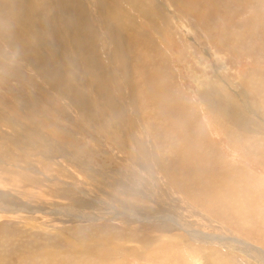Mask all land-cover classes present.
Listing matches in <instances>:
<instances>
[{"label":"rangeland","instance_id":"rangeland-1","mask_svg":"<svg viewBox=\"0 0 264 264\" xmlns=\"http://www.w3.org/2000/svg\"><path fill=\"white\" fill-rule=\"evenodd\" d=\"M146 1L153 4V0ZM183 1L187 3L181 7L180 3ZM168 2V0L160 1L170 11L166 14L168 20L161 21L162 23L158 21L161 36L152 30L151 26L145 21L140 20V23L143 30L149 33L152 43L158 46L159 54L164 56L163 59H158L157 63L163 64L161 75L163 74L170 95H173L179 103L184 104H186V98L187 101L189 100V106L194 111L192 113L187 110L190 115L186 117L187 113H184L183 118L179 120L172 119L168 110L170 109L169 106L166 109L165 105L156 102L157 97L151 94L152 91L148 81L142 78V70L147 69L152 72L157 63L156 61H148L147 51L145 55L144 50L139 46L134 47L138 54L137 57L135 55V58L138 61L140 60L141 63L139 64L137 60H133L132 64H128V67L131 65L136 72L135 77H133L137 85L136 88L134 87L135 93L129 87L125 88L127 71L125 73L122 71L123 62L120 64L118 58H111L113 54L109 50L110 48L105 46L106 50L103 52L102 59L101 56L99 58L96 56L97 49H92L94 53H91V58L94 60V65L96 64V67L100 69V75L95 79L88 72L89 69L85 68L82 72L87 74L88 78L90 76L88 79L89 84L81 86L77 82L74 83L75 90H77L75 95H84L88 98L90 105L93 106L94 115H91V118L85 117L84 119L80 114H77L78 110L72 111L69 109L64 103L67 102L66 100L63 102L55 95L44 91L46 86L43 85L40 77L27 69L19 70L21 69L19 66L21 63L8 54L11 50L0 41V51L5 54L4 59L0 60V117L1 119H7L8 122L10 120L14 121L16 126L19 125L14 126L15 128H9L10 126L7 127L5 124L0 123L2 128V130L0 129V149L12 150L11 159H2L1 165H7L12 171L15 170L16 166L24 168V173L18 170L20 174L17 178L18 182L11 184L6 183L11 179V176L2 173L0 169V182L6 183L0 185V195L2 196L0 197V199L2 198L0 210H4L3 208L7 205L10 207L6 209H19L23 204H29L33 208H40L41 206V208L45 207L51 210L53 209L51 206L55 203L67 204V202L59 200L57 198L58 194L54 193L58 191V187L62 188L64 194L69 188L72 189L78 196L99 210L106 206L112 207L113 203L117 204L118 202L113 199V195L110 197L111 200L106 198V191L110 190L107 189V180L100 177V174L87 176L82 172H78L74 164L65 162V165H67L65 167H67L70 174L78 178L77 180L71 179L68 172H60L57 166L46 167L48 163L43 161V158L41 159L40 154L31 150L28 151L26 147L28 144L37 145L41 142V144L46 145L49 142V146L62 148L65 151L69 150L70 153H74L77 148L85 149L84 151L95 158H92L94 161L93 164H90L95 170L97 167L99 168L98 165L102 166L104 164L106 171L115 169L117 171L132 172V169L128 167L126 169V166H123L118 159V157L120 159L128 158L127 153L119 151L116 147L123 146V148H128L129 151H133L137 149L135 144L138 142L154 146V143H156L153 137L154 132L160 129L163 133L171 136L170 142L173 141V149L182 148L185 145L184 140L186 137L187 142L192 146H194V143L199 144L204 141L205 146L215 148V153L212 150L214 154L211 157L219 161L220 170H233L234 167L240 169V173L245 176V182L249 186L246 195L242 194L248 204L245 215L256 216L258 221L255 223L254 228L258 232H255L251 228L253 226L247 223V225H244L241 222L237 223L230 217L215 216L210 211L203 212L199 205L196 206L217 222L211 223L212 227H217V224L222 226L207 228L208 233L216 235L217 229L226 231L229 229L237 238L243 239L251 247L264 252V0H176L175 8L180 11L170 8ZM124 8L129 11L128 6ZM129 12L134 14L132 11ZM134 16L138 21L137 18L139 17L136 14ZM19 31L20 28H17L16 32ZM222 42L224 43L222 44ZM68 47L70 48V46ZM152 52L153 54H150V56L154 57L153 55L156 53L153 50ZM144 63L151 66H146ZM157 67L159 66L157 65ZM69 69L77 74L82 73H78L72 65H69ZM80 76L82 75L80 74ZM210 86L224 90L232 100L236 101V110L242 114L246 112L245 115L250 118L247 119L252 125V130L244 132L241 127L232 123L223 125L212 113L205 111L201 96L202 91ZM99 96H103L105 102ZM108 100H111L117 108H111ZM174 115V118H176L177 114L174 113ZM187 119H191L196 124L194 135L191 128H187L190 141L184 131L183 134H180L181 132L179 133L177 129L181 122V125L188 126ZM10 125L12 124L10 123ZM225 125L227 127L230 125L228 128H232L234 138L229 136L225 130ZM23 127L24 129H22ZM31 129L38 131L43 138L39 140L31 134L27 135L26 131ZM154 129L156 130L153 132ZM8 135L20 139L23 143L13 148L9 145L10 142L6 140ZM240 135L241 137H239ZM78 156L80 160L81 157H86L81 154ZM25 170L28 171L25 172ZM236 182L238 181L236 180ZM139 189V186L131 188V190ZM5 195L7 197H4ZM235 195L236 192L233 195L234 198ZM252 197L257 201L258 208L253 209V211L249 206L250 200L253 204ZM3 203L7 205L4 206ZM0 213V238L5 237L6 239L22 234L27 235L24 240H28L36 237V232L42 231L41 224L50 226L51 229L55 225L54 223H58L59 227L65 225L66 227H75L76 231L81 229L80 232L73 230L71 236L74 238L70 236V232H64L65 236L61 235V237L66 243L68 240L77 243L92 237L97 241L100 240L96 243H107L111 246L114 244L115 247L117 246L116 248H119L128 244H124L123 237L129 236L131 229L121 220L97 223L79 222L69 226V223H62L65 222L63 219L50 222L53 216L48 213L31 215L36 222L27 225L23 220L11 214ZM26 214L20 215L26 216ZM101 216L112 218L110 215H107V217L106 215ZM193 218H196V216ZM258 218H262V220ZM139 226L131 225L132 228ZM204 226L206 227V225ZM141 227V232L139 230L135 231L137 236L142 233L145 238L149 234L158 236V233L154 232L155 229H158L157 226H145L148 230L144 229V226ZM32 228L34 229L32 230ZM50 229H47V231H50ZM175 233L182 232L176 231ZM160 242L164 245L167 243L165 239H160ZM184 243L186 245L184 244L182 249L179 246L178 251L173 253L171 258L174 260H171V258L169 260L170 263L172 262L171 264L178 262V264H257L254 260L256 256L249 252H240L239 250L231 252L213 244L202 247L203 245L196 246L188 242ZM116 253L118 254L117 250ZM177 253L179 254L176 255ZM98 259L109 264L106 258L101 260L98 257ZM125 259L129 260L127 264H160L157 258L147 260L142 257L140 260L124 256L122 258L123 263ZM175 260H178V262H175ZM10 261L9 264H16L19 260L16 257H12L11 260L10 256Z\"/></svg>","mask_w":264,"mask_h":264},{"label":"bare ground","instance_id":"bare-ground-1","mask_svg":"<svg viewBox=\"0 0 264 264\" xmlns=\"http://www.w3.org/2000/svg\"><path fill=\"white\" fill-rule=\"evenodd\" d=\"M157 1L153 0V4H151L146 0H0V41L11 50L8 54L21 63L19 64L21 67L19 70L27 69L31 71L41 78L43 85L46 86L44 91L55 95L63 102L66 100L67 102L64 103L69 109L72 111L78 110L77 114H80L82 118H91V115H94L93 106L88 102V98L80 94V92V95H75L77 90H75L74 83L77 82L81 86L89 84L88 79L90 76L88 78L87 74L82 72L85 68L89 69L88 72L95 79L100 75V69L96 67V64L94 65V60L91 58V53H94L92 51L93 48L97 49L96 56L98 58L101 56L102 59L103 52L106 50L105 46H107L112 51L113 55H111V58H118V63L120 64L123 62L122 71L124 73L127 71L124 85H126L125 88H131L133 93L136 91L134 87L136 88L137 86L135 78H133L136 72L131 65L128 67V64H132L133 60H137L135 55L137 57L138 54L134 47L139 46L142 48L145 55L147 51L148 61H156L157 63L158 59L164 58L163 55L159 54L158 46L152 43L149 33L143 30L140 23V20L145 21L151 26L152 30L159 33L160 24L158 21L168 20L166 14L170 11L168 7L160 3L161 0ZM168 1L170 8H174L176 11L179 10L175 8L176 0ZM185 3L187 2H181V7ZM42 4L44 6H41ZM122 5L124 7L128 6L129 11L139 17L137 18L139 22L134 14ZM17 28H20L19 32H16ZM152 50L156 53L153 55L154 57L150 56V54H153ZM4 57L5 54L0 51V60L4 59ZM137 63L140 64L141 61L137 60ZM144 64L146 66L150 65L148 63ZM69 65L74 66L78 73L82 72L80 73L82 76L72 72L69 69ZM162 65L157 63L152 72L147 69H145L146 71L142 70V78L148 81L152 91L151 94L157 97L156 102L165 105L166 109H168V106L170 107L168 110L172 119H182L184 113H187L186 117H188L190 113L187 110L194 113L189 106V100L187 101L185 98L186 104L179 103L173 95H170L168 86L164 82L163 74L161 75ZM99 97L105 102L103 96ZM201 98L205 111L212 113L223 125L232 123L241 127L244 132L252 130V125L248 122L250 118L246 117V112L243 114L238 112L236 110V101L232 100L224 90L210 86L202 91ZM109 105L114 109L115 105L111 100ZM174 113L177 114L176 118H174ZM187 122L188 126L181 125L182 122L178 128L175 126L179 133L181 132L180 134L185 132L190 141L188 129L191 128L194 135L196 133V124L191 119H187ZM0 123L5 124L7 127L10 126L9 128L16 126L14 121L10 120L8 122L7 119H1V117ZM224 127L229 136L234 138L232 128H228L230 125L228 127L225 125ZM0 129L2 130L1 126ZM158 130L153 135L156 140L154 146L138 142L137 144L134 143L137 149L133 151H129L128 148H123V146L116 147L119 151L127 153L128 158L120 159L118 157V159L123 166H126V169L127 167L132 169V172L117 171L115 169L106 171L104 164L102 166L98 165L99 168L97 167L95 170L90 165L91 163L93 164L94 160L92 158L94 157L84 151L85 149L77 148L74 153H70L68 152L69 150L65 151L62 148L58 149L49 146V142L46 145L41 144V142H39L40 145H38L39 143L37 145L28 144L26 149L40 154L41 159L43 158L42 160L48 163L46 167L57 166L60 172L63 171L70 174L67 167H65L67 166L65 165L66 162L74 164L78 172H82L87 176L100 174V177L107 180V189L110 190L106 191V198L111 200L110 197L113 195V199L118 203H113L112 207H102L99 210L78 196L72 189L69 188L64 194L62 188L58 187L57 190L61 192L54 190V193L58 194L57 198L59 200L65 201L67 204L62 202L55 203L51 206L53 208L51 210H49L50 208H41V206L40 208H33L29 204H23L21 208L18 207L19 209L9 210L6 208L10 206L3 203L7 207H4V210H0V212L7 215L11 214L23 220L27 225L34 223L35 218H32L31 215L36 213L41 215L48 213L53 216L50 222H55L56 219H63L65 222L62 223H69V226L79 222L97 223L121 220L122 223L127 224L131 228L130 235L123 237L124 244H128L116 248L117 246L115 247L114 244L113 247L107 243H96L97 240L92 237L77 243L71 240L66 243L61 235L65 236L64 232H70V236L73 235L75 227H66L65 225L59 227L58 223H54L55 225L50 229V226L41 224L42 231L36 232V237L28 240H24L27 235L24 236L22 234L8 237L9 240L1 237L0 264H9L11 262L10 256L11 260L12 257H16L19 260L16 264H107L104 261H100L98 257L101 260L106 258L109 264H127L129 260L125 259L124 263L122 261L124 256L140 260L142 257L147 260L157 258V261L163 264L170 263L169 260L173 257V253L178 251L179 246L182 249L184 242L191 243V245L195 244L196 246L203 245L202 247L213 244L231 252L236 250L249 252L256 256L254 260H256L257 264H264V252L258 248L251 247L243 239L237 238L231 230L217 229L216 235L207 232V228L222 226L217 224V227H212L211 223L215 222V220L207 213H203L204 211H210L215 216L230 217L237 223L249 224L253 226L251 228L255 232H258L254 228L256 226L255 223L258 221L256 216L245 215L248 204L244 200V195H246L245 193L249 186L245 182V176L240 173V169L234 167L233 170H220L219 161L211 157L215 153V148H210L208 145L205 146L204 141L199 144L194 143V146H192L187 142L186 137L184 140L185 145L180 143L184 145L182 148L173 149V141L172 143L170 142L171 136L163 133L160 129ZM26 133L39 140L43 138L36 130H27ZM6 140L10 142L9 145L13 146V148L23 143L20 139H15V137L9 135ZM11 153L12 150L5 151L0 149V169L2 173L11 176V179L6 181L7 184L18 182L17 178L20 176L18 170L24 173L23 167L16 166L15 170L12 171L7 165H1L2 159H11ZM80 154L86 157H81L80 160L78 156ZM27 171L25 170V172ZM77 176L79 177V175ZM69 177L75 180L78 179L71 174ZM6 183L0 182V185H5ZM133 186H139L140 189L131 190ZM0 197L2 196L0 195ZM4 197L7 196L5 195ZM252 200L253 204L251 200L249 201L251 211L258 209L257 201L253 197ZM196 205H199L203 212ZM20 214H26V216ZM101 215H106V217L110 215L112 218H104ZM194 216L196 218H193ZM258 219L262 220V218ZM131 225L140 226L132 228ZM147 225L157 226L158 229H155L154 232L158 233V236L149 234L145 238L143 233L137 236L135 231L142 230L141 226H144L143 228L145 229ZM47 229H50V231H47ZM146 230L148 229L146 228ZM80 231L81 229L76 232ZM176 231H181L182 233L176 234ZM71 237L74 238L73 236ZM160 239H165L167 243L164 245L160 242ZM175 249L177 250L175 251ZM177 257L179 258V256ZM175 262H178V260H175Z\"/></svg>","mask_w":264,"mask_h":264}]
</instances>
